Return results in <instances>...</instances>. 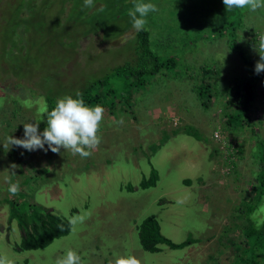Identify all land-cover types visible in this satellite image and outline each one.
I'll list each match as a JSON object with an SVG mask.
<instances>
[{"label": "rangeland", "instance_id": "374dc122", "mask_svg": "<svg viewBox=\"0 0 264 264\" xmlns=\"http://www.w3.org/2000/svg\"><path fill=\"white\" fill-rule=\"evenodd\" d=\"M8 1L0 0V258L9 264H55L73 250L82 264H114L116 258L128 255L140 264H247L248 258L264 264V243L245 234L256 229L250 214L264 203V192L258 202L252 192L261 167L254 149L259 141L264 145V83L257 82L250 110L256 133L248 126L224 127L220 102L202 108L197 95L204 82L220 90L252 72L231 50L228 30L215 33L223 18L208 2L181 0L177 5L175 0H149L159 12L149 26L153 51L161 61L173 58L177 64L151 77L144 88L129 86L130 80L120 76L86 92L88 97H100L99 103L87 106L106 108L107 103H114L110 112L104 111L100 144L91 156L82 158L64 149L60 153L29 152L15 145L5 149L3 143L9 136L22 139L24 123L39 122L43 132V98L52 90L61 92L60 98L69 94L75 98L89 81L109 76L114 67L133 61L129 44L134 39L127 41L133 27L113 38L116 32L109 31L111 26L100 24L95 31L88 24L76 30L72 26L77 19L86 22L92 14L95 25L114 22L118 13L127 15L131 0H97L82 16L66 9L68 0L44 8L35 1L34 7H24L20 13L15 0L5 13ZM103 1L114 3L115 11L113 6H102ZM217 6L224 9V5ZM15 11L19 24L2 26L4 18ZM55 18H60L57 27L46 24ZM124 23L121 20L119 28ZM112 27L118 30L116 23ZM6 32L15 33L10 38L14 43ZM236 35L256 65L264 38V8L254 12L246 8ZM167 37L174 41L166 42ZM205 69L210 76H205ZM15 71L21 77H15ZM27 89L35 93L30 95ZM214 149L218 152L211 157ZM152 169L158 174L156 186L140 188ZM35 172V178H23ZM186 179L191 180L189 186L182 182ZM10 183L19 185V193L29 203L69 222L81 216L83 221L71 224L67 236L45 249L17 251L21 231L15 220L8 219L5 203L8 197H16L8 192ZM147 217L157 219L161 234L172 242L191 239L193 243L180 250L161 246L159 253L144 251L136 228Z\"/></svg>", "mask_w": 264, "mask_h": 264}, {"label": "trees", "instance_id": "16d2710c", "mask_svg": "<svg viewBox=\"0 0 264 264\" xmlns=\"http://www.w3.org/2000/svg\"><path fill=\"white\" fill-rule=\"evenodd\" d=\"M35 1L40 5L41 8L47 7V6H54L56 4H59L61 2H67V0H17V13H20V11H24V7L28 6H35ZM94 0V5H96ZM128 2L130 0H127ZM204 1V0H199ZM210 5L211 9L215 14L223 20L221 23L216 26L214 29L215 33L220 35L224 31L228 30V43L231 48V50H234L242 60V62L252 69V72L249 73V76L245 79H239L236 80V82H228L223 85V87L219 90H213V85L211 83H206L201 85L198 92V99L201 101L200 105L204 110H207L209 106L214 104L215 102H220L222 107V118L225 119L224 127L227 126H234L235 128H243L244 126H248L251 128L253 133H256V129L254 125L250 121V110L254 106L255 101V95H256V85L257 82L260 81L261 83H264V72H261L258 76L255 73V65L250 62L248 50L245 47L240 46L237 40L236 30L242 23V15L246 8L244 9H233L231 11H227L225 6L224 9H220L217 5H224L223 0H205ZM15 0H9L7 2V10L5 13L8 12L9 9H11L14 5ZM69 3H66V9L68 8L70 12L75 16H82L88 13L89 8H85L83 6V1L80 2V0H68ZM108 1H103L102 6L110 7L113 6L114 10L116 9V5L113 4H107ZM145 3H152L149 0H143ZM174 2H177V5L181 3V0H175ZM154 4V3H152ZM10 5V6H9ZM129 5V7H128ZM127 5V15L124 16V13L121 15V13H118L116 15V19L114 22L108 23L109 20L105 23L102 21L101 23H98L95 25L94 23V17L95 15L92 14L91 18L88 19L86 22H81L80 19H77L75 21V24L72 26H75L74 29L78 26H82L84 24H88L92 26V30L95 31L100 24L104 25L105 27H110L109 31L116 32L113 38L116 37V35L120 36L123 35L128 31V29H131L132 23L131 18L128 16V12L130 9L134 7L133 0ZM101 6V7H102ZM94 7V6H93ZM91 8V7H90ZM65 9V10H66ZM101 9V8H100ZM46 10V8H45ZM57 11V13L62 16L63 13ZM217 11H220L221 14L219 15ZM179 16H182L181 11L179 10ZM159 12H151L146 17L147 23L143 30L137 31L135 30L131 35L127 36V41H131L134 39V42H131L129 44V48H131V51H134V59L133 61H127L126 63L119 65L117 67H114L112 69L111 75L105 76L103 78H100L96 81L95 79L89 81V83L82 91V98L85 101V104L88 105L89 103L97 104L99 103L100 97L99 95L95 96H86L85 93L92 90V88L101 87L105 83H108L111 79L116 80L118 77L123 76L125 79H129L130 83L129 86H134L137 88H144L142 86L146 85L148 80L156 76L158 74L163 73L164 71H171L173 68H175L177 62L173 58H168L165 61H161L160 58L154 53L152 44L150 43V31L149 26L151 25V21L153 20L154 15H158ZM16 11L10 12V14L4 18L3 25L4 27L8 25H18L19 23L15 20ZM126 17V19H125ZM54 20V19H53ZM49 21L46 24H51L57 27L56 22L57 20H60V18H55L53 21ZM121 20H125L124 25H122V28H119V22ZM171 22V21H170ZM118 25V30L113 28V24ZM172 23V22H171ZM32 26V25H31ZM33 28H36V26H32ZM54 27V29H56ZM176 28H173V31H175ZM66 32V31H65ZM92 31H88L86 34H90ZM6 34L10 35L8 36V39L11 43H14V41L11 38V36H14L15 33L13 32H6ZM69 34V33H68ZM85 34V35H86ZM70 35V34H69ZM71 36V35H70ZM72 39L78 38L77 36H71ZM174 41V39L167 37L166 42ZM253 43V42H252ZM178 44V43H177ZM186 44V43H185ZM206 70V69H205ZM205 76H210L211 73L207 69L205 71ZM15 77H21V74L19 71L14 72ZM128 87V85H126ZM211 89V90H210ZM27 92L32 95L35 92H29L27 89ZM109 93H114L113 89L109 91ZM51 95V96H50ZM50 95H46L44 99V104L46 105V109L50 111L52 108L55 107V104L57 102L55 97H61V92H55V90H52L50 92ZM71 95V94H69ZM75 96V95H74ZM221 100H224L222 103ZM12 103H14L12 101ZM111 103H107L104 106V110L112 109ZM108 108V109H107ZM189 132L188 130L186 131ZM196 138H199L197 135H194ZM259 147H255L256 156L261 164V167L256 174V184L252 187V192L254 197L257 199V202L261 199L263 192H264V145L263 142L259 141ZM14 150H12L13 152ZM217 149H214L211 157L217 153ZM38 172L31 173L30 176H23L24 179H32L35 178L33 175L37 174ZM255 175V173L253 174ZM158 181V174L157 171L152 169L150 172V175L147 178L142 179L140 182V188L142 189H149L156 186V183ZM184 185L189 186L191 184V180H183L182 181ZM129 190H132L131 186H127ZM26 195L21 192L17 193L16 197H8L5 199V203L8 205V213H9V220H15L20 231H21V240L20 243L15 248L17 251H35V250H42L47 248L52 242L56 239L63 238L67 236L71 231V223L64 219L63 217L55 214L52 210L44 208L42 206L33 204L32 202L29 203L27 200L24 199ZM255 208H250L247 210L248 213H251ZM244 213H246V208L244 209ZM264 227H262L259 231L256 229H253L251 231L245 232L246 236H252L255 235V241L256 242H262L264 243ZM137 234L139 238V244L141 248L144 251L150 252V253H158L161 252V246H165L171 250H180L183 249L193 243L191 239H187L186 241L182 243H174L168 238L164 237L161 234L159 222L157 219L153 217H147L145 218L138 226H137ZM243 243V242H242ZM242 243L240 245L242 246ZM238 244V243H237ZM248 260H251V262H247V264H260L256 261L255 258H248Z\"/></svg>", "mask_w": 264, "mask_h": 264}, {"label": "clouds", "instance_id": "9594fccd", "mask_svg": "<svg viewBox=\"0 0 264 264\" xmlns=\"http://www.w3.org/2000/svg\"><path fill=\"white\" fill-rule=\"evenodd\" d=\"M133 3L134 7L129 10L128 16L131 18L133 28L141 31L147 23L146 17L149 13L156 12L158 9L156 5L145 3L143 0H133ZM223 4L227 11L248 8L254 12L264 8V0H223ZM83 6L85 8L93 7L94 0H83ZM257 51L260 60L256 63L254 71L256 74H260L264 72V38H261ZM104 111L100 105L87 106L82 94L77 91L75 98L71 95L65 96L58 99L55 107L50 111L45 109L46 127L43 132L39 131V122L24 123L23 138L17 139L9 136L3 143V147L7 149L8 145H15L29 152L50 150L53 153H60L61 149H64L73 155L88 158L92 154L91 150H94L101 142L98 132ZM11 167L14 169L16 166L12 165ZM19 190L18 184H9L8 192L12 196H15ZM83 219V216L74 217L70 223L75 224L78 220L82 222ZM250 219L257 231L264 227V203L258 205L250 214ZM0 264H9V262L0 258ZM55 264H82V260L79 254L68 250L63 257L56 260ZM114 264H140V261L134 255H128L116 258Z\"/></svg>", "mask_w": 264, "mask_h": 264}, {"label": "bare ground", "instance_id": "6f19581e", "mask_svg": "<svg viewBox=\"0 0 264 264\" xmlns=\"http://www.w3.org/2000/svg\"><path fill=\"white\" fill-rule=\"evenodd\" d=\"M40 128V127H39ZM43 129V128H42ZM165 237V236H164ZM159 253V252H158ZM153 254H155V253H153Z\"/></svg>", "mask_w": 264, "mask_h": 264}, {"label": "flooded vegetation", "instance_id": "af4514ba", "mask_svg": "<svg viewBox=\"0 0 264 264\" xmlns=\"http://www.w3.org/2000/svg\"><path fill=\"white\" fill-rule=\"evenodd\" d=\"M147 252V251H146Z\"/></svg>", "mask_w": 264, "mask_h": 264}]
</instances>
